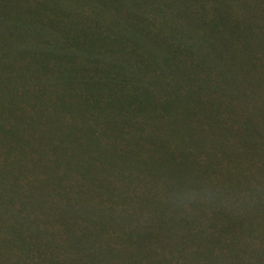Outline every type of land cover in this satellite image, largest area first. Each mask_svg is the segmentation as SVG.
<instances>
[{"label":"trees","instance_id":"obj_1","mask_svg":"<svg viewBox=\"0 0 264 264\" xmlns=\"http://www.w3.org/2000/svg\"><path fill=\"white\" fill-rule=\"evenodd\" d=\"M17 1L0 0V37L3 34L7 35V31L9 33L16 31V26L28 22L29 29L34 28L25 29L21 35H16L15 40H21L25 45L16 48L17 52L9 54L7 56L9 58L2 55L3 46L6 44L2 40L0 43V60H7L11 70V75L0 79V146L6 145L1 155L4 158L0 162V215L19 213L21 223L16 225L19 231L16 229L15 231L19 235L15 242L11 240L8 244H0V247L10 244L17 255L24 253V248L33 252L35 247H38L36 253L45 261L54 257L53 253L59 246L62 248L83 246L76 245L77 238L71 237L69 222L59 223L61 217H67L73 210H77L73 208L74 205L91 206L85 214L75 216L78 223L76 225H83L90 219L94 209L97 215L116 209L110 207L112 204L117 205L114 199L120 194L119 190H124L121 187L132 186V181L123 175L126 181L118 186L117 178L121 173L116 175L107 167L108 162L97 158L90 145L85 142L101 140L98 134L102 127H106L105 121L113 123L111 126L115 129L112 131L121 134L123 142L135 134L137 142L139 144L143 142L144 122H140V126L137 122L141 111L127 108L134 107L142 97L149 96L153 99L154 89H151L158 83L152 80L167 75L166 68L162 67L170 62L172 54L183 55L178 59L187 62L189 58H197L199 55L197 49L199 51L203 49L202 55H205V58H199L198 62L209 65L219 63L220 59L215 57L217 52L214 44L219 37L225 36V32L236 37L234 33L236 32L239 36L246 35L249 41L254 34L256 35V28L261 24L256 21L248 22L247 19L252 15L255 18L264 15L263 8L262 12L254 10L258 7L256 4L259 0L252 2L236 0V3L230 0H206L212 7V17L206 22L207 28L200 35H196L191 27L187 28V25L191 24L193 19L197 21L201 14L196 15L191 7L182 3L192 2L197 5L199 0H108V8L103 13L99 10L89 13L86 9L77 7L76 0H54L55 2L37 0L44 13L42 16H39L30 5L24 3L23 8ZM218 6H225L228 12L220 15V12L214 13ZM187 9H190L194 16H188ZM99 18L105 20V23L102 24ZM219 21L224 24L227 22V25L224 26ZM238 25H243L245 33L240 32ZM41 26L45 28L44 31L39 29ZM35 28L44 33L43 38L33 36ZM249 31L251 33H248ZM186 33L188 36L185 39ZM256 36L262 39L259 33ZM49 37L52 39L49 40ZM187 39L191 41L186 42ZM225 42L219 43L233 49V42ZM165 49L167 57L161 53ZM53 51L58 53L52 54ZM193 75L196 73L193 72ZM181 79L178 80V84L179 81H183ZM149 83L154 85L148 89L145 86ZM171 85L175 87V83ZM171 85L164 87L171 90ZM191 85H185L183 81L179 88L189 95H194V90L198 95H203L201 91L205 89L207 90L204 92L205 96L222 103L215 109L216 111L228 112L230 118L243 116L252 118L249 113H242L246 101L242 103L249 98V93L253 89L237 77L228 78L226 81L219 79L199 82V87L197 88L195 84L194 89ZM47 89L48 92L45 94ZM51 92L54 94L53 97H50ZM24 102L35 106L27 111L22 107ZM207 106L211 108L209 104ZM259 109L256 107L257 112ZM26 115L29 117L40 115L53 129L44 128L50 131L45 135L49 141L43 143L40 148L37 146L40 138L37 134L31 143L28 138L20 135L21 132L17 133L18 130L25 132L28 130L27 126L31 122L27 120L30 118ZM66 116H69V119ZM253 119H258L255 113ZM20 121L22 127L19 128ZM231 121L233 122L232 119ZM258 123L264 125L262 121ZM59 125L62 126V130L59 129ZM224 126L225 129L219 131L220 141H216V144L221 146L231 144L229 140L233 139L235 133L227 124ZM57 131L64 132L68 136L67 140L56 141ZM107 131L108 137L111 134L109 130ZM81 133L82 137H79ZM236 136L237 142H234L236 144L228 150H222L221 153L225 152L231 156L235 152V157L240 159L241 165L235 168L238 172L226 177L227 189L223 193L218 192L216 200H213L215 202L213 220H217L219 225L213 223L210 230L214 231L217 237L219 234V239L223 237L224 240L227 232L231 234L238 230L240 232L238 223L247 226L253 224L251 223L253 219L264 220V134L260 139H254V135L251 137L255 141L254 145L246 143L248 137L239 131L236 132ZM41 140L45 139L41 136ZM211 141H214V137ZM48 142L54 144L49 146ZM127 142L128 145L132 144L130 141ZM32 152L40 153L41 160L30 157ZM22 157V165L28 166L33 175L30 182L33 192L19 187L18 184L19 164L14 160ZM51 157L55 158L50 159ZM2 164H5L4 169ZM248 164L252 170L257 168L259 172L250 177L243 174ZM251 180L255 183L249 186ZM241 192L244 193L243 196ZM237 202H241L239 205L242 206L238 213L232 205ZM39 209L45 215L42 219L43 227L46 224L51 227L58 222L61 230L45 231L46 228H41L37 217ZM56 231L58 234L54 235ZM41 237H43L41 244H38L37 241ZM148 238L156 239L155 236H151L144 241ZM256 239L262 241L260 244L264 249V239L255 234ZM216 242L217 240H212L211 244H206L204 255L202 252L194 254L192 264H205L212 259L219 262L218 251L214 249L220 251L222 247ZM233 245L224 246L225 251L238 253ZM64 253L67 256L65 259L62 258V261L65 264H73L72 256L66 250ZM96 254V261L83 263L80 260L79 263L80 258H77V264H102L104 258ZM91 257L93 254L87 253L84 258ZM54 259L55 257L52 262ZM259 264H264V257Z\"/></svg>","mask_w":264,"mask_h":264},{"label":"rangeland","instance_id":"obj_2","mask_svg":"<svg viewBox=\"0 0 264 264\" xmlns=\"http://www.w3.org/2000/svg\"><path fill=\"white\" fill-rule=\"evenodd\" d=\"M230 1L236 3V0ZM17 2L21 7L24 3L30 5L39 16L44 15L37 0H18ZM249 2H252V0H249ZM107 4L108 0L75 1L77 7H82L89 13L94 12V10H99L100 13L106 12ZM182 5L191 7L196 15L201 14L197 21L193 19V22L187 25V28L191 27L196 35H200L207 28L205 26L206 22L212 17V7L206 0H199L198 6L192 2H184ZM256 5L258 7L254 10L257 9L256 12H262L263 8L262 14L264 15V0H259ZM227 12L225 6H218L214 10V13H219V15ZM32 15L34 16L33 13ZM187 15L194 16L190 9H187ZM248 15H250V12ZM229 16L232 17V14L229 13ZM229 16L226 15L227 18ZM263 17L255 18L252 15L247 19L248 22L256 21L261 24L260 27L256 28V35L259 33L262 39L254 34L247 41L246 35L239 36L236 32L234 33L237 38L234 35H229V32H225V36L221 35L219 37L217 42L214 43L217 52L215 57L220 59L219 63L209 65L198 62L199 58H205V55H202L204 53L203 49L200 51L197 49L196 52L199 54L197 58H189L187 62L178 59L183 55L177 54L176 56L175 53L172 54V58L169 59L170 62L162 67L166 68L167 75L152 80L158 85H155V88L153 87L151 90L154 89L153 93L158 94H153V99L149 96L142 97L134 107L127 108L141 111L137 122H139V126L140 122H144L142 125L143 142L141 141L139 144L135 134L134 137L127 138V141L132 143L128 145L127 141L123 142L121 134H115L112 131L115 129L111 126L113 123L108 121H105L106 127H102V133L98 134L102 141L85 142V144L90 145V149L97 158L108 162V164L106 162L107 167L112 169L116 175L121 173L117 178L118 186L126 181L122 175L132 181V186L130 188L121 187L124 190L116 191L120 193L114 199V203L117 202V205L112 204L110 207H116V209L107 210L99 213V215L94 209L93 214H90V219L83 225H76L78 223H76L75 216L85 214L91 206L77 205L78 207H76L74 205L73 208L77 210H73L72 214L69 213L67 217L60 218L59 223H70L69 232L71 237L77 238L76 245L83 246L78 248L57 247L55 253L53 251L50 253V255L53 253L55 257L52 262L54 257L44 261L41 256H38L36 253L38 247H35V252L26 251L27 248H24V253L17 255L13 251L14 248L9 244L0 247V264H65L62 261V258L67 256L64 253L65 250L72 256L73 264L80 263V260L83 263L86 261L94 262L97 259L96 253L104 258L105 261L102 264H192L195 259L194 254L202 252V255H204L206 244H211L212 240H217L216 244H220L222 247L220 251L214 249V251H218V261L221 264H259L262 257H264V249L260 244L262 241L255 240V234L264 239V220L253 219L251 222L253 224L247 226L238 223L240 232H238L239 230L232 234L227 232L224 236L227 241L223 237L219 239V234L217 237L215 232L210 229L213 223L219 225L217 220H213L215 197L227 189L226 177L238 172L235 171V168L241 165L240 159L235 157V152L229 156V154L221 153V151L228 150L236 144L234 142H237V131L248 137L245 140L246 143L253 145L255 141L251 137L254 135V139H260L264 134V125L258 123L260 121L264 122ZM99 21L102 24L105 23L102 18H99ZM219 22L224 24V22ZM28 24L16 26V31L11 33L7 31V35L3 34L0 37V43L3 41L6 44L3 46V56L7 57L9 54H15L17 52L16 48L25 45L21 40L15 39L16 35H21L25 29L30 28ZM226 25L227 22L224 26ZM238 28L240 32L245 33L243 25H238ZM39 29L44 31L45 28L41 26ZM34 30V37L43 38V32L38 31L37 28ZM248 33H251V31ZM187 36L188 33H186L185 39ZM50 39L52 37H49ZM190 41L186 40V42ZM222 41H226L225 43L233 42V49L230 47L228 49L225 44H222V46L219 43H223ZM36 43L39 44L40 42ZM56 53L58 51L52 52V54ZM161 53H164L167 57L166 49ZM193 72L196 73L195 76ZM9 75H11V70L8 61L0 60V79H4L5 76ZM232 77H237L238 80L246 82L253 89L250 93L247 92L249 98H246L242 103L244 104L246 101L243 105L245 110L242 113H249L248 115L252 118H245L242 114L243 118H230L228 112L216 111L215 109L222 103L215 98L205 96L204 92L207 91L205 89L201 91L203 95H198L195 90L193 91L194 95H189V93H184L179 88L183 81L185 85L192 84L191 88L194 89L195 84L197 88L199 87V82L218 81L219 79L226 81ZM179 79L183 81H179L178 84ZM173 83H175L174 88L171 85ZM151 85L154 84L149 83L145 87L149 89ZM165 85H171V90L165 88ZM185 88L188 89L189 86H185ZM248 90L250 91V89ZM47 92L48 89L45 90V94ZM45 96L49 97V95ZM53 96L54 94L51 92L50 97ZM37 101L35 100V102ZM71 104L73 105V103ZM33 106L35 105H29L25 102L22 105L27 111H30ZM256 107L260 108L258 112ZM149 113L152 115L150 116ZM254 113L258 119H253ZM237 116L239 115L237 114ZM26 117L30 118L27 120L31 122L27 126L28 130L26 132L18 130L17 133L21 132L20 135H23V138H28L31 143L37 134L40 137V142L37 139V146L40 148L43 143L49 141L48 137L45 138V135H48L50 131L44 130V128L51 127L45 123L40 115L36 117L26 115ZM66 117L69 119V116ZM26 124H28L27 121ZM226 124L235 133L233 139L229 140L231 144L221 146L216 144V141H220L219 131L224 130ZM18 126L19 128L22 127V121ZM59 129L62 130L61 125H59ZM51 130L53 129L51 128ZM107 130L111 134V139L110 136L107 137L109 135ZM28 131H31V133L28 134ZM39 134L45 140H41ZM56 135V141L58 142L60 140L65 141L68 138L61 131H57ZM79 137H82V133ZM209 137L210 140H208ZM213 137L214 141H211ZM51 144L54 143L48 142L49 146ZM5 146H0V162L4 158L1 155L5 150ZM30 157L41 160L40 153L32 152ZM54 158L51 157L50 159ZM22 160L23 157L14 160L19 164V187L33 192L30 185L33 175L28 166L22 165ZM39 163L41 162L39 161ZM2 166V169H4L5 164H2ZM257 172H259L257 168L252 170L250 164H248L243 174L250 177ZM253 183H255L254 180L249 181V186ZM241 194V196L244 195L242 192ZM239 203L241 202L232 204L237 213L242 207ZM13 206L15 207L16 203ZM39 210L37 211V217L40 220L39 226L41 228H46L45 231L61 230L58 222H55L51 227H48V224L43 227L42 219L45 215ZM18 223H21L19 213L0 215V240L3 242L0 241L1 245L8 244L11 240L15 242L14 240L19 235L17 233L19 229L16 227ZM57 234L58 231L54 233V235ZM240 234H242L241 237ZM151 236H155L156 239L150 240L148 238L144 241L145 238ZM42 239L43 237L37 243L41 244ZM228 244H234L233 246L236 247L238 253L225 251L224 246ZM58 249H63V251H58ZM87 253L93 254V257L90 259L84 258ZM77 258H80L78 262ZM219 262L212 259V261L205 264H219Z\"/></svg>","mask_w":264,"mask_h":264}]
</instances>
